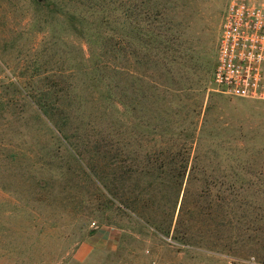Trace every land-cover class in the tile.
Wrapping results in <instances>:
<instances>
[{
    "label": "rangeland",
    "instance_id": "rangeland-1",
    "mask_svg": "<svg viewBox=\"0 0 264 264\" xmlns=\"http://www.w3.org/2000/svg\"><path fill=\"white\" fill-rule=\"evenodd\" d=\"M82 1L86 3L67 0L61 5L78 11ZM231 1L94 0L93 5L121 4L125 14L138 7L136 21L124 17L131 25L123 31L122 51L118 48L112 60L105 55V42L93 36L80 38L65 16L49 12L44 4L0 0V264H264L246 250L235 256L212 241L195 247L166 243L136 228L115 209L102 208L104 197L79 176L68 145L57 139L54 126L38 108L46 93L51 91L56 98L62 96L64 83L75 87L80 57L102 54L124 68L128 99L137 76V86L144 92L143 118L151 119L157 103L169 112L164 98L180 109L190 131L199 130L208 118L210 130L236 136L235 155L252 169L242 179L264 181V103L224 95L206 68L214 67L224 12ZM133 24L139 28L138 40L132 36ZM158 39L175 52L167 53ZM147 41L154 44L150 55ZM180 53L185 56L173 67L163 61L165 55ZM153 82L188 91L167 94L157 85L162 92L151 101ZM219 179L225 181V175ZM39 180L47 186L39 187Z\"/></svg>",
    "mask_w": 264,
    "mask_h": 264
},
{
    "label": "trees",
    "instance_id": "trees-1",
    "mask_svg": "<svg viewBox=\"0 0 264 264\" xmlns=\"http://www.w3.org/2000/svg\"><path fill=\"white\" fill-rule=\"evenodd\" d=\"M65 2L36 0L49 12L65 16L80 38L93 36L105 42V55L115 60L118 48L122 51L123 31L131 25L128 20L124 23V17L136 21L138 7L128 8L125 14L121 4L93 5L94 0H85L80 10L68 11L61 5ZM131 28L138 40L139 28L136 24ZM158 40L167 53L175 52L167 41ZM153 48L147 41L146 54ZM175 55L164 56L166 65L173 67L185 56ZM206 68L212 77L214 67L207 64ZM77 71L74 88L64 83L62 96L56 98L48 90L38 108L54 126L57 139L68 145L79 176L104 197L101 207L115 209L134 221L136 228L175 246H203L212 241L235 256L246 250L264 261V181L242 179L252 169L248 161L243 163L235 155L236 136L224 134L226 130H210L207 117L199 130L190 131L182 122L180 109L172 108L166 98L162 103L170 106L169 112L157 103L152 108L156 115L143 118L140 95L144 92L137 86V76L128 99L124 68L102 54L80 57ZM153 83L151 101L156 92H162L158 86L167 94L188 91ZM226 158L231 160L226 162ZM220 175H225V181ZM37 185L47 186L41 180Z\"/></svg>",
    "mask_w": 264,
    "mask_h": 264
},
{
    "label": "built area",
    "instance_id": "built-area-1",
    "mask_svg": "<svg viewBox=\"0 0 264 264\" xmlns=\"http://www.w3.org/2000/svg\"><path fill=\"white\" fill-rule=\"evenodd\" d=\"M212 82L230 98L264 103V3L227 5Z\"/></svg>",
    "mask_w": 264,
    "mask_h": 264
}]
</instances>
